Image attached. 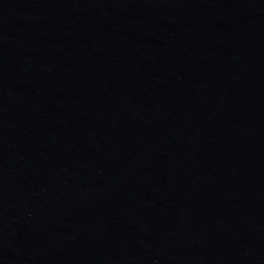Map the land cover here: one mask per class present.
<instances>
[{
  "label": "water",
  "instance_id": "1",
  "mask_svg": "<svg viewBox=\"0 0 264 264\" xmlns=\"http://www.w3.org/2000/svg\"><path fill=\"white\" fill-rule=\"evenodd\" d=\"M129 264H264V0L194 149Z\"/></svg>",
  "mask_w": 264,
  "mask_h": 264
}]
</instances>
